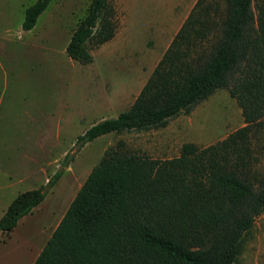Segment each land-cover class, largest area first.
Here are the masks:
<instances>
[{"label":"trees","instance_id":"trees-1","mask_svg":"<svg viewBox=\"0 0 264 264\" xmlns=\"http://www.w3.org/2000/svg\"><path fill=\"white\" fill-rule=\"evenodd\" d=\"M50 1L28 4L21 29H31ZM221 1L219 9L196 0L128 107L92 123L75 144L163 127L216 88L234 98L244 124L205 146L184 142L169 158L116 140L31 264H239L246 234L264 213V174L255 170L253 154L256 133L264 132V0ZM110 16L107 0H88L67 56L91 61L88 45L114 34ZM60 174L16 194L0 215V234L37 206Z\"/></svg>","mask_w":264,"mask_h":264},{"label":"rangeland","instance_id":"rangeland-1","mask_svg":"<svg viewBox=\"0 0 264 264\" xmlns=\"http://www.w3.org/2000/svg\"><path fill=\"white\" fill-rule=\"evenodd\" d=\"M195 1L107 0L114 34L88 45L91 61L81 63L67 56L65 45L88 0H51L26 31L23 10L33 0H0V215L17 193L61 170L42 201L0 235V264H31L90 168L116 140L130 151L169 158L184 142L205 146L244 124L234 98L216 88L163 127L75 144L92 123L128 107L139 88L136 78L152 70ZM206 1L223 7L221 0ZM209 13L214 17L213 8ZM256 137L254 168L263 175L264 132ZM238 262L264 264V213L246 234Z\"/></svg>","mask_w":264,"mask_h":264},{"label":"crops","instance_id":"crops-1","mask_svg":"<svg viewBox=\"0 0 264 264\" xmlns=\"http://www.w3.org/2000/svg\"><path fill=\"white\" fill-rule=\"evenodd\" d=\"M181 23H182V22H181ZM167 24H169V22H168ZM179 26H180V25H179ZM179 26H178L177 29L174 31V34H175L176 31L178 30ZM167 34H169V27H167V31L164 29L162 35L166 36ZM172 37H173V36H172ZM172 37H170V39H169L167 45L165 46V49H166V47L168 46V44H169L170 40L172 39ZM165 49H164V50H165ZM164 50H163V51H164ZM162 53H163V52H162ZM162 53H161V55H162ZM161 55H160V57H161ZM160 57H159V58H160ZM159 58H158V60H159ZM158 60H157V61H158ZM155 64H156V63H155ZM152 69H153V68H152ZM151 71H152V70H151ZM151 71H150L149 73L143 75V76H139V77L136 78V79H137L138 86H139L138 91L140 90V88L142 87V85L144 84V82L146 81V79L148 78V76L150 75ZM138 81H139V82H138ZM138 91H137V93H138ZM137 93H136V95H137ZM136 95H135V96H136ZM135 96H134V97H135ZM134 97H133V99H134ZM133 99H132V100H133ZM131 102H132V101H131ZM131 102H130V103H131ZM8 203H9V202H8ZM8 203H7V204H8ZM7 204H6V206H7ZM6 206H5V207H6ZM4 209H5V208H4ZM4 209L1 210V214H2V212L4 211ZM12 229H13V228H12ZM12 229H11V231H12ZM11 231H9V233H10ZM0 235H2V234H0ZM9 236H10V234H9ZM9 236H7V238H8ZM0 242L3 243V240L0 239ZM40 249H41V248H40ZM38 252H39V251H38ZM38 252H37V253H38ZM36 255H37V254H36ZM34 258H35V257H34ZM33 260H34V259H33ZM32 262H33V261H32ZM32 262H31V263H32Z\"/></svg>","mask_w":264,"mask_h":264}]
</instances>
